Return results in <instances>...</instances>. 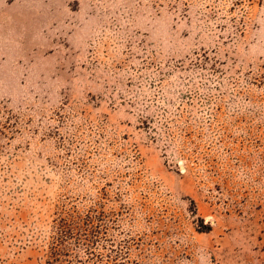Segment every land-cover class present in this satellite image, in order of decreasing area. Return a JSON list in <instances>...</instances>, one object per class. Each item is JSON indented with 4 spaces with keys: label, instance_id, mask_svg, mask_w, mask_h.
<instances>
[{
    "label": "rangeland",
    "instance_id": "rangeland-1",
    "mask_svg": "<svg viewBox=\"0 0 264 264\" xmlns=\"http://www.w3.org/2000/svg\"><path fill=\"white\" fill-rule=\"evenodd\" d=\"M264 264V0H0V264Z\"/></svg>",
    "mask_w": 264,
    "mask_h": 264
},
{
    "label": "trees",
    "instance_id": "trees-1",
    "mask_svg": "<svg viewBox=\"0 0 264 264\" xmlns=\"http://www.w3.org/2000/svg\"><path fill=\"white\" fill-rule=\"evenodd\" d=\"M61 254H62V253H60V250H59V249H55V250H54V254H53V259H52V261H53V262H56V263H58V264H66V263H62V261L59 259V257L61 256ZM47 263L50 264L51 262L48 261Z\"/></svg>",
    "mask_w": 264,
    "mask_h": 264
}]
</instances>
